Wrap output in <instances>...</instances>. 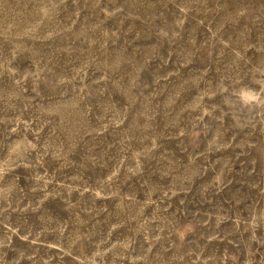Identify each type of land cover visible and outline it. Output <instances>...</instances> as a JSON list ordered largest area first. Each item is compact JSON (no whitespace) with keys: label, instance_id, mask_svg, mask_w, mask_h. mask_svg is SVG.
Listing matches in <instances>:
<instances>
[{"label":"rangeland","instance_id":"rangeland-1","mask_svg":"<svg viewBox=\"0 0 264 264\" xmlns=\"http://www.w3.org/2000/svg\"><path fill=\"white\" fill-rule=\"evenodd\" d=\"M0 264H264V0H0Z\"/></svg>","mask_w":264,"mask_h":264}]
</instances>
